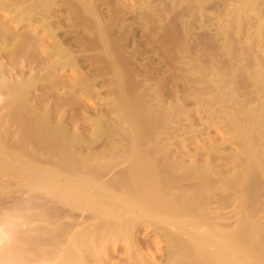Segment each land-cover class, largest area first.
<instances>
[{
  "label": "bare ground",
  "instance_id": "bare-ground-1",
  "mask_svg": "<svg viewBox=\"0 0 264 264\" xmlns=\"http://www.w3.org/2000/svg\"><path fill=\"white\" fill-rule=\"evenodd\" d=\"M120 1H122V3ZM123 1L124 0H0V58L8 59L10 63L9 65L10 67L8 66L9 68L6 69V71L8 70L7 72L8 77H7V74L6 75L4 74L6 71L3 72L4 68L2 64H0V95L3 96V104L0 103V106L2 104L6 108H8V111L13 110L12 113L7 112V114L8 115L10 114L9 117H11V120H13L12 122L15 121L14 126L17 125L18 129L20 130V131L19 130H16V131H19V134L21 132L24 136V139H21V142H20L21 147L23 146L22 143L25 144V141L28 142L29 139L36 140L37 142L36 141H32V142L33 143L35 142L37 145H39L40 141H42V144H43L44 139H46L45 141L47 142L44 141V143L54 148V150L55 149L58 150V152L57 150H55L56 152H54V153H57V156H58V153H60L61 156L63 155V157L66 155L67 157L69 156L70 158L75 156L74 158L77 159L79 162H76V164L73 163L72 164L73 166L71 164H69L71 165L69 166L67 165V163L63 164L62 166L61 165L62 163L60 164V162L58 163L60 164V166L57 164V166L60 168L56 166L58 170L60 169V171L65 170L66 173L64 175L67 174L69 178H71L70 176L71 174H73V177H72L73 179H71V182H68L69 183L68 187L69 188L71 187L70 189H68L70 193L65 191L67 188L62 187V190L60 191V188H59V190L55 194L59 196L57 199L63 198L62 201H64L65 198L66 199L68 198L67 200H69L68 202H70V204L69 203L68 204L69 205L72 204L73 207H76L77 209H79L78 212L80 213L79 215L81 219L83 220V223H89V222H92L93 220H97V222H94L96 223L95 225L93 223V226L91 224L84 225L83 223L81 226L80 225L76 226L78 222L76 224H74L73 222V224L75 225L74 227L72 225H63L62 227H58L56 224H54L57 226V228L56 226L53 225L55 229H50V230L51 232L54 231L55 234L54 232L50 234L49 233L50 230H48L46 231L44 236H41L39 238H35L36 236L33 237L35 234L32 235L28 232V229L22 228L23 229L22 233L25 232L24 231L25 229L27 230L26 235L22 237V233L19 234L17 232L16 230L17 227L16 228L13 227L14 225L16 226L15 223L14 225L13 223H11L13 225L12 226L9 223L10 221L8 222L9 224L6 222L9 218L10 219L13 218V216L15 218V212H14V215L12 214V212H10L9 213L10 217L7 220H5L6 218L5 219L3 218L5 222L3 221H0V222L1 223L3 222L5 224L3 225L7 227L6 229H8L9 231L8 235H10L11 238L12 236L13 237L16 236L17 238H19L20 236L21 237L19 238L20 241L19 240L18 242L15 241L19 245L14 244L12 246H7L5 250L0 247V264H44L50 261L53 262L54 260H56L54 262L55 264L56 263L57 264H74V263L75 264L76 263L77 264H107L108 262L107 260L109 259L108 256L110 255L107 252H105L106 246L108 244H113L114 246H116L122 243L125 245L127 249L131 250L130 248L131 246H133L132 245V241H133L132 235L134 231L136 232L140 230L141 228H144V226H147L151 228L152 231H155L156 233H158L159 237L163 241L165 245L164 246L165 247L164 259L166 262L165 264H237V261H235L237 260L236 257L239 256V253L241 252L244 253L243 251L244 245L242 246L241 244H244L243 241L245 240L247 241V239L248 238L250 239L251 237L250 235H247L248 233L246 234L247 237L244 235L243 232L245 228L243 229V231L239 229L240 231H242V233L240 232L241 234L238 233V234L229 236L227 238H222L219 236L220 233H218L219 224L218 222H216L217 217L214 216L216 220L211 221L212 218L209 219V216H206L207 212L205 213L204 210L206 208L208 209L209 207L208 205L210 204H211V207L213 203H215L216 205H219L218 203L221 200V198H219L218 196L220 193L219 192L220 190H218V187L224 186L220 184H225L226 186L224 187L225 188L229 187L230 190L233 189V192H236L234 190H237V189L239 190L243 189V186H245L246 184L247 186L244 187L245 192H244V189L243 191L242 190L240 191L242 192L241 194H243L244 192L243 194L244 197L242 195V198H241L243 200L241 199L240 200L245 202L244 203L245 205L243 208L247 210V212L245 213L247 214L246 219H248V218H251V215H253L254 217V213L257 210L256 206L258 205L256 204L258 203V201L256 202V200L261 198L260 196H258L259 194L261 195V193L259 192H264L263 188H261V187H264L262 186L264 185V161H263L264 159V120H261V115L262 113H264V101H260V95L262 97L264 96V87H261L263 81L262 83L260 81L262 80L264 76L263 75L264 70L260 69V61H255L254 64L252 63L254 67H256V69H254L253 67L254 71L252 72V74H250V76H248L249 74L248 75L243 74V71L245 70V66L248 64L247 61H245L246 59L244 60L243 58L245 57L243 56L244 49L240 48V50L236 53L235 51L236 49L235 47H233V44L230 43L227 45L225 44L221 45V44H218L219 42L217 43L218 38L216 37L218 36L216 35H219V34H215L214 32L213 33L215 36H212V35L208 36L205 34L207 33L203 31V29L205 30V26L204 28L201 26V22H202L201 18L203 17V14H205L206 12L205 11L203 13V10L205 8L208 9V7H211L213 8V10L217 11L216 8L218 7L216 6H219L221 4L218 5L216 3L217 2L216 0H215L216 2L212 0L206 3H204V0L203 1L199 0V2L197 0L198 8H196V10H200V11H194V9L188 8V6L186 7V9H181L179 6L181 4H182L181 7L185 5L184 4L185 2L183 3V1H187V0H157V3H159L160 6L161 4L165 5L164 8L166 7V5L169 6V8L166 7L167 12L165 11L164 13L171 12L173 16L170 15V13L167 14L171 16L170 17L171 19L177 16L179 18V19L176 18V20L178 19L177 20L178 24L174 22L175 19L173 20V22L177 24V25L175 24L176 27L178 26L176 29H174L175 31L177 30V32L175 33H177L176 35L180 36L178 37L179 40L176 46L178 51L176 50V48L175 49L173 48L175 52L176 51L178 53L180 52L179 54H181V56L183 55L182 58L184 59H188V58L191 59L190 58L191 55L192 56L196 54L198 55V53H200L203 56L204 52L206 51L205 48L209 47L211 48V51L208 48L207 50H209V52H212L213 58L215 57L214 59L219 60V62H217L219 64L217 66L214 65V67L216 68L214 67L212 68L213 66L212 65L211 69L209 70H206L203 67H202L203 69L201 70V68H199L200 67L199 64L201 62L196 61L197 58L194 56L193 58L194 59L196 58L194 63L191 64L193 60L188 59L187 64L185 60L183 62V64L185 63L184 65L187 67H184L183 64L182 65L184 68H189L187 69L189 70L188 71L189 74L190 73L195 74L194 80L196 78L198 79L199 76H200L199 80L204 82V84L211 82L213 80L214 86L210 84L212 87L210 86L207 87L208 84L204 86V84H202L201 82H199L198 84H202L203 88L204 87L209 88L206 94V96L208 97V98L206 97L208 99L207 102L209 104L211 105L216 104L215 103L216 100H222L223 104L225 103L227 104L224 107L220 106L219 112L216 110L217 113L216 112L214 113V111H211L213 112L211 113V115L214 117L216 121L221 119L219 120L221 123V126H219V128L224 127L225 128L224 130H226V132L229 135L230 142H233V144L236 145L235 147L239 148L238 150L239 154L237 156L238 159L235 158L237 160V162L234 164L235 171L230 178L227 177L228 179L223 178V176L219 175L221 172L220 173L217 172L218 170L215 169L216 163L215 164L213 163V160L215 161V159L217 158L219 159L223 155L222 153H220L222 150H218V147L215 149L212 147L214 149L213 153L211 152L206 153L208 154L207 158L210 161L209 163L206 162V164H203V165L202 164L197 165L198 163H196L195 161H193L195 163L190 162L191 164H187V165H183L184 163L182 164V162L180 163V162L172 161L170 157L173 155V152H172V146L174 144V143L172 144L173 138H171L172 136H170L169 133L166 132V130L164 129H163L164 130L163 132L158 131V130H161L162 128L161 127L160 129H158V126L160 127L162 125L161 123H163V127L165 129H167L168 126L169 127L171 126L169 125L171 123L168 120H165L167 117L171 116L170 110L168 111V109L166 108L169 113L166 112L167 116L164 115V118L165 117L166 118L163 121L165 122H163L162 120H159L161 121L160 123L161 125H160L158 118H157V117L160 118L161 116V115L158 116L160 113H158L157 115V109H159L158 108L159 104L157 103L159 101H157L155 96H153L154 92H151L152 88L149 87L148 89H150V91L148 92L146 91L145 94L143 93L140 94L141 96L146 95L145 97L147 99V97H149L148 94L151 93L150 95L152 99H150L149 97L150 100H148V102L144 101L145 98L143 100L141 99L143 97L140 98L138 95H136L137 98L140 99L139 102L141 104L140 103L138 104L134 100L132 96L133 89L132 90L130 89L131 94H132L131 96H129L128 94L127 96L125 94L127 92H123L124 93L123 94L122 90H124L123 87L125 85H123L121 88L120 84L122 83L121 81H123L126 77L124 78L121 76H126L128 74L126 75L121 74L122 71L119 69L120 64L118 63V60L116 61V63H114L115 61L114 59H117L118 55L115 54V56H117L116 58H113L114 55L112 56L110 55V52L114 51L113 48H109L112 43H113L112 45L114 44L118 45V49L123 45V47L121 48L124 49V52H121V54L126 53L125 56L127 57L126 58L127 61L126 60L125 61L126 63L128 62L130 65L132 63L133 67L132 65L130 67L129 64H126L123 57L122 59L124 63L128 67H130V72L132 69L134 70L131 73L133 75L135 72V69L138 66L140 67V65H138L139 63L138 62L136 63V61H137V57H141V54H139L138 49L142 47L140 48L136 47L135 44L137 45V43H135L133 47L135 46L137 49L135 47L132 49V47L131 48L129 47L132 44L128 42L127 44L130 43V45L127 46L126 41L129 36H132V34H135L136 32H138L137 30H139L138 29L139 23H137L138 20H135L133 23L131 22V24L127 22L126 23L127 26H126V24L124 25L125 19L129 15H131L132 17V14L134 13L135 17L137 16L140 20L142 19V21L143 20L148 21V23L154 22L153 24H155V20L151 21L152 18H154L155 16L154 17L151 16L152 18H149L150 16L146 17L143 15L144 13L142 14L141 11H140L141 13L139 12L140 13V16H139L137 13L138 11L136 10V6L134 8L131 7V10L128 9L129 6L127 7L128 10L123 9L122 7L123 5L122 6L119 5V4H123L124 3ZM154 1L156 2V0ZM167 3H170V5H168ZM194 3L196 4V1H194L191 4L193 5ZM191 4L190 6L192 7ZM193 7H196V5ZM179 8L181 9L180 11H178ZM188 9L190 10V15H189L190 17H188V14H187L189 12ZM191 11H194L192 12V15H191ZM197 12H199V14ZM193 13L194 14L197 13L196 16L199 19V20L197 19L198 22L201 20L200 23L196 25V26L199 25L198 26L199 28L195 26L199 30L196 32L194 30L195 27L193 28L195 21L193 23L191 22L194 19L193 17L195 16V15L193 16ZM263 13H264V0H240V4L237 7H234L231 10V12H229L228 17L227 15L226 17L232 18V20L234 19V21L237 22L236 25H238V28H239V25L241 27V25L243 24L242 21L240 22V20H242L241 18L244 17L243 19H245L246 21H243V22H246L247 25L245 26L247 30L250 29L249 32L252 33L251 35H249L250 33L247 32L246 34L248 35L246 34L245 35L247 36V38L248 36L252 38L253 37L252 35H254L253 39L256 38L255 40H257V39L264 37V32H263L264 19L261 18ZM209 15L208 16L205 15L206 18L208 17L209 19L210 18ZM181 16L183 18L184 16H187V18H191V20H186L185 22V20H183ZM137 17L136 19H138ZM128 20L130 21V19ZM144 23H147V22H144ZM174 23H173V26H175ZM12 26L15 29H16V26L25 27V29H27L28 31L23 29L22 31L25 30L26 33L22 32L20 34L19 30L18 32L17 30L14 31ZM157 26L159 25L157 24ZM200 26L203 29L200 28ZM210 26H213V25H210ZM154 29L156 30L155 27ZM206 31H208V33H211L210 30L206 29ZM215 31H218V30H215ZM228 31L229 30H227L225 33H227ZM39 32L41 33L43 32L44 35L43 34L39 35ZM193 32H195L196 34ZM221 35H219V37ZM90 39H92V41H90ZM249 39H247V41H250ZM232 42L234 43V41ZM260 51H263V50H260ZM238 55H240V57ZM109 56H111L110 58H112L114 61L110 59ZM91 57L93 60L91 59ZM34 58L35 59L38 58V60L40 61L46 60L43 62L45 64L48 63L49 59L52 58V61L46 64V66H44L45 64L43 65L42 63H40L41 67H39L40 70L43 69L42 66L45 67L44 70L49 74V77L47 78L48 80L52 81L51 87L53 88L49 87L50 85H48V87L49 89L51 88L53 90L52 92H49L50 95H48L49 93H47V95L50 97L54 96L52 101H54L55 99L56 101H58V100H61L58 98H63L58 95L60 93L57 92L56 94V91H58L57 89L62 87L64 84L67 85V82L64 83L65 81L64 82L60 81L62 80L60 77H63V76H59V73H61V71H64V70L66 71L67 69L72 70V73L74 71L78 72L79 68H80L79 70L82 71L83 69L81 70V68H83L84 66H89L87 65L88 63L91 64V66L92 65L96 66L97 64L100 65L99 62H103L102 60H104L105 62L103 63H105V65L107 66L106 68L108 69L107 70L108 74L107 72H105L106 68L104 69L105 76L106 75L108 76L109 74H111L114 77L109 75L108 78L112 77L114 80L117 81L118 85L117 84L115 86L113 84L112 85L115 88L116 86L117 87L119 86L118 88L120 90H118L117 88V91L120 93H118L115 89L114 91H116L117 95L115 94L114 91L112 92H114L113 95L115 94L117 97L114 95L116 98L113 100L112 97L114 96H112L111 99L113 101H111L109 97L111 108H113V111H114L112 113H115V115H113L114 120L111 119L109 121L103 117H97L95 119L96 130L93 134L94 143H92L93 145L97 146L98 144L104 142L103 138H106L107 136L112 135L113 138L111 139V141L108 140V142H111V143L109 144L106 142V144L111 145V149L109 150L107 149L106 151H103V152L99 151V153L96 154L95 156L93 157L91 156L90 157L91 159L90 158L89 159L90 160L93 159V161L95 160L94 165L92 164V167L91 165L89 166L90 168H88V166L86 167V165L83 164L84 161H81V160L82 159L84 160L87 157L82 158V159L77 158L78 155H75L76 150L73 152V149L75 147L70 149L71 145L69 143L70 145L69 146L67 143L68 141H73L71 142V144L74 143L72 145H75L76 143L75 146H77L78 144H81L80 143L81 140L79 139V137L77 138V136L76 137L72 136V140H69L71 138H68L69 136L68 134V136L67 137L65 136L66 138H64V140L66 139L67 141L65 140L66 141L65 144H63V137H64L63 129L64 128L62 127L63 124H61L62 121L61 122L59 121L54 125L49 124L51 122H50V117H49L50 115H48V113L39 112V113L34 114L33 110H35V107H34L35 105H33L34 108H32V106L28 104L31 91L35 89V87L37 86L41 78H39L40 77L39 75H38L39 77L36 76L38 73L37 74L31 73L29 77L23 78L22 73L24 70L30 68V65H28V63H32L33 62L32 60H35ZM198 58H201V57H198ZM108 59L110 61H108ZM38 60H35V61L37 62ZM94 60L98 61V63L96 62L97 64H94L95 63ZM181 60L183 61V59ZM91 61L92 62L94 61V63H90ZM197 62L198 63L200 62V63L198 64ZM103 63L101 64L104 66ZM116 64H119V66ZM103 66H100V67H103ZM144 67H145V64H144ZM238 67L240 69L242 68V70H240ZM97 68L99 69V67ZM120 68L122 69V67ZM224 68H225L224 72L226 73L229 72L226 75L221 74V69L224 70ZM237 68L240 71H238ZM89 69L90 68H88L87 71ZM144 69L142 70L145 73L146 70L144 71ZM250 69L252 70V68ZM18 70L20 71L19 74H17ZM137 70L138 69H136V73L138 72ZM94 71L95 73L99 74L97 70H94ZM79 72L77 74H79ZM136 73L134 74L136 76L140 74L139 72L137 74ZM148 73L146 72V74ZM238 73L239 75H241L240 73H242L241 75L242 84L237 83L235 87V85L233 86L232 83H236ZM63 74L65 75V73ZM207 74L210 75L208 76V78H206L205 76ZM84 75L86 74L84 73L82 76ZM97 76L92 79H91L92 76L88 77V79L85 81L82 80V81L74 82L75 88L73 89L75 90L85 89L84 92H86V90L96 86L95 81H96ZM100 76L101 75H99L98 77ZM193 76L194 75H192V77ZM142 77H140V79ZM59 78L60 80H58ZM101 78L102 77H100V79ZM106 78L107 77H105V79ZM64 79L65 78H63V80ZM76 80H78V77ZM141 81L139 80L138 82L137 81L136 82L139 83ZM106 82L107 81H105V83ZM124 82L125 81H123V83ZM254 82L257 85H254ZM141 84L143 86H146L147 88L148 84L144 85V81H142ZM74 85L72 86L74 87ZM104 85L106 86V84ZM131 85L134 86L133 84ZM72 86L70 87L72 88ZM132 86H130L129 88L138 87L137 85L135 87H132ZM143 86H142V89H145V87ZM149 86H152V85H149ZM255 86H257V88L258 87L260 88L256 89ZM105 88L106 87H104L103 89ZM240 88L241 89L243 88V90L245 91H249V93L250 92L254 93L253 95H255L254 96L255 97L254 99L255 107L257 106V103H261V105L260 104L258 105L261 107L258 114L257 112H255L256 111L255 109H254L255 111L251 110V111L246 112L249 104L253 100L252 98H248L242 95L243 93L245 94V91L241 92L242 97H240V92H239L241 90ZM134 90L138 91L136 89ZM89 91L91 90H88L87 93ZM51 93H54V95L53 94L51 95ZM66 93L67 94L65 95H68V92ZM87 93L85 96H87ZM138 94H139V91H138ZM195 94L193 95L195 96ZM60 95H62V93ZM89 95H92V94L88 93V97ZM136 96H135V99H136ZM200 96L204 97L205 95H200ZM156 97H158V95ZM66 98L68 100V97ZM196 98L197 97L195 96L193 99L196 100ZM130 99L134 100L137 103V105H135L136 104L135 102L134 103L133 101L131 102ZM62 102H63V99H62ZM107 106H109V104ZM234 106H236L237 108H234ZM60 107L61 105L59 106V108ZM226 107L229 109H231L232 107V111L228 110ZM0 108L1 109L3 108V110H5L3 106ZM11 108L12 110H9ZM250 108L251 106L249 107V109ZM233 109L235 110L237 109V110L235 111ZM31 112L34 115L31 114ZM252 112H255L256 114ZM161 113H163V111ZM7 114H5L6 118L9 119V117H7L8 116ZM11 115L13 116V118ZM172 116H174V114ZM262 116L264 118V115ZM233 120H238L236 122L241 123V126L233 124L232 123ZM1 121L3 123L4 120L1 119ZM15 123L17 124L15 125ZM117 123H120V124L123 123L122 126L125 125V127L124 126L120 127L119 124ZM9 137H11L10 134H9ZM178 139L180 141L177 139L176 140L179 141L180 144L185 143L184 142L185 137L180 136V138ZM256 139H258V142ZM23 140L24 142H22ZM259 140L261 141L259 142ZM0 142H3V141H0ZM66 145L69 146L68 150L64 148V146ZM43 146H46V145L44 144ZM255 146L256 147L259 146L260 148L256 150ZM8 147L9 146H7L5 149L7 150ZM21 147H19V149H21ZM100 147L102 148V146ZM17 148L16 150H14L15 148L13 149L14 153L15 151L17 152L20 151L21 153L20 152L19 153L22 154V151L24 150L21 149L22 150L21 151V150H18ZM40 148H42V145L40 146ZM184 149L186 150V147ZM73 153H74V156H73ZM181 153L182 152L177 151L175 152L174 156L181 155L182 158L184 155L187 156L186 151L183 152L184 154L183 153L181 154ZM15 154L17 155V153ZM20 154L18 155L19 157L21 156ZM22 157L24 156L22 155ZM18 159L19 158H17V160ZM41 162L43 161L41 160ZM21 164L23 165L25 163H21ZM65 165L67 167H65ZM24 167L26 168L25 165ZM56 169H53V170L55 171ZM23 171L22 172L26 175L25 169ZM67 171L71 173H67ZM109 172L112 174V175L110 174L111 177L108 176ZM61 173H63V171ZM54 174L56 175L58 173H54ZM42 175L44 176V174H41V178H42ZM46 176L48 175H45V177L43 178L44 180ZM242 183H244L243 186H242ZM229 188H226V189L229 190ZM260 189L262 191H260ZM228 190L226 192H228ZM63 191H65L66 193ZM46 193H49V192L46 191ZM55 194L53 195L56 198L57 196ZM69 196L70 197L72 196L71 197L72 200L69 199L70 198ZM245 200H249V201L246 202ZM247 203H249L250 205L249 204L247 205ZM72 206H66L68 210L66 207H65L66 208L65 210L63 209V207L54 208L50 213H46L45 216L47 220L49 221L51 220L53 221L57 218L59 219L62 216H64L63 218L65 217L68 218L67 216L70 217V215L73 213L71 211V209H73ZM215 208H218V206H216ZM10 211L12 210L10 209ZM40 211L43 212L42 209ZM20 213L21 212H19L17 215H20ZM22 215H24V213H21V216ZM73 215L75 216V214H72V218L74 217ZM150 218L151 220H149ZM181 219L183 221H181ZM155 220H158L159 223L161 221V227H160V224H157L155 222ZM243 220L244 218L242 219V221ZM244 221H243V224L245 225L246 223H248L249 220H246L247 221L246 223ZM63 223H61V225ZM162 224H165V226L163 227ZM49 228L47 227V229ZM241 229H242V226H241ZM35 245L36 246L42 245L44 246V248L45 246H48L49 249L46 251L40 252V253H36V254L33 252L32 254H28L27 253L28 251L26 250L27 249L29 250V248H33ZM223 245H229L232 248L231 249L232 251H230L232 252L231 254L227 252L230 248L228 250L225 249L227 248L226 246L224 248L226 250V253H228L227 255H230V256H227V257H225V255L223 256L222 254H224V252H222L221 254L220 249L222 248ZM2 246L4 245L2 244ZM208 247L209 248L214 247V248H211V251L212 249H214V252L211 253V251L209 250L210 251L209 253V251L207 250ZM252 256H255V254L254 255L252 254ZM257 257L259 256L257 255ZM244 261L245 260H243L242 264L249 263L248 261H247L248 263L246 261L245 263ZM135 264H150V263L145 261L142 257L138 256Z\"/></svg>",
  "mask_w": 264,
  "mask_h": 264
},
{
  "label": "rangeland",
  "instance_id": "rangeland-1",
  "mask_svg": "<svg viewBox=\"0 0 264 264\" xmlns=\"http://www.w3.org/2000/svg\"><path fill=\"white\" fill-rule=\"evenodd\" d=\"M190 1H188V0L187 1H183V3L185 2L184 3L185 5H183L181 7V5H182L181 4L179 7L181 9H186V7L188 6V8L194 9V11H200V10H196V8H198V4L197 3L199 2V0H198V2H197V0H192L191 2ZM194 1H196V4L194 3L196 5V7H193L195 5L194 4L193 5L191 4ZM210 1H212V0H204V3L210 2ZM216 1L215 2L218 5L221 4L219 6H216V7H218V8H216L217 11L213 10V8H211V7H208V9L205 8L203 10V13L205 11L206 12H205V14H203V17L201 18L202 19L201 26L203 28L205 26V30L201 26H200V28H202L203 31H205L207 33H208V31H206V29L207 30H210L212 34L211 33H208L207 34V33L204 32L208 36L209 35L215 36L214 33L221 35V33H222V35L220 37H219V35H216V36H218V37H216V38H218L217 39V43L219 42L218 44H221V45H224V44L227 45V44H230V43L233 44V47H235V49H236L235 50L236 53L240 50V48L241 49H244V52H243L244 55L243 56H245V57H243V58H244V60L246 59L245 61H247V63L249 65L247 64L245 66V70L243 71V74H246V75L249 74L248 76H250V74H252V72L254 71V69H256V67H254V65H253L255 61H260V69L264 70L263 69L264 68V37L255 40L256 38L253 39L254 38V35H252L253 36L252 38L250 36H248V38H247L246 35H248V34H246V33L247 32L250 33L249 32L250 29L247 30V28L245 26L247 24H246V22H243V21H246L245 19H243L244 17L241 18L242 20H240V22L242 21L243 24L241 23L242 25H241V27L239 25V28H238V25H236L237 22L234 21V19L232 20V18H227L229 12H231V10L234 7H237L240 4V0H216ZM120 2L122 3V1H120ZM123 2H124L123 4H119L120 6L123 5L122 6L123 9H127V7L129 6L128 9L131 10V7L134 8L136 6V10L138 11L137 13H138L139 16H140V13L141 12H142V14L144 13L143 15L146 16V17H149L150 16L149 18H152V17L155 16L151 20V21L155 20V24H153L154 22H149L148 23V21H144L143 20L144 22H147V23H144L142 21V19L140 20L137 16L136 17L138 19H136L134 13L133 14L131 13L132 14V17H131V15H129L125 19V22L123 21L124 22V25L127 22L129 24H131V22L133 23L135 20H138L137 23H139L138 24L139 25V28H138L139 30H137L138 32L135 33L136 35L135 34H132V36H129L128 39H127V41H126V44L128 42H130L132 44L131 46H129L130 43L127 44V46H129L130 48L132 47V49L135 46L138 47V48L142 47V48L138 49L139 50V54H141V57H137V61H136V63L138 62L139 63L138 65H140V67L138 66L139 68L138 67L136 68V69H138L137 71L140 73L137 76L134 75L136 73V69H135V72H134L133 75L131 73L134 70L132 69L131 72H130V67H131L132 63H131V65L128 62L126 63V61H127V59H126L127 57L125 56L126 53H122L121 54V52H124V49L121 48V47H123V45L122 46L120 45L121 47L118 49V45H115V44L112 45L113 44L112 43L111 44L112 47L111 46L109 47V48H113L114 49L113 52H110L109 51L111 56L114 55L113 58H116L117 57V56H115V54L118 55L117 59H114L115 61L112 58H110L111 56H109V58L112 59L114 61V63H116V61L118 60V63L120 64V66H119V64H116V65H118L119 66V69L122 71L121 74H123V75L128 74L126 76H121L120 75L121 77H124V78L126 77L124 80L121 79V80L125 81L124 83H123V81H121L122 83L120 84L121 88H122L123 85H125L123 87L124 90H122V93L123 92H127L125 94L126 95L128 94L129 96H131L133 94L132 96H133L134 100L139 104L140 103L139 102L140 99H138L136 95H138L140 98L143 97V98H141L143 100L145 98V100H144L145 102H148V100L152 99L151 98V95H150L151 93H149V94L147 93L148 96L150 97V99H149V97H147V99H146V97H145L146 95H143V96L140 95L142 93L145 94L146 91L147 92L150 91V89H148L150 87V88H152L151 89V92H154L153 96H155V98L157 99V101H159L157 103V104H159V107H158L159 109H157V115H158V113H160L158 116L161 115L162 118H161V116H160V118L157 117L158 118V121L159 120H162L163 121L166 118V117L164 118V115H166L167 114L166 112H168L170 110L171 116L167 117L168 119L166 118L165 120H168L171 123V124H169L171 126L170 127L168 126L167 129H165L163 127V123H161V121H159V124L161 123L162 125L160 124L161 126L160 127L158 126V129H160L161 127L162 128H161V130H158V129L157 130L160 131V132H163L164 130H166V132H168L169 135L172 136L171 138H173V140H172V144L174 143L173 146H172L173 155L170 157V159L172 161L180 162V163L182 162V164L184 163L183 165H187V164H191V163H195V162L198 163L197 165H201V164L203 165V164H206V162L209 163V161H210L207 158V155L208 154H206V153L207 152L213 153V150L218 147V150H222L223 151V152L222 151L221 152L219 151L220 153L223 154V155L221 154L223 157L221 156L219 159L218 158L215 159V161L213 160V163L214 164L216 163L215 169L218 170L217 172H219V173L221 172L219 175L220 176H223V178H226V179L230 178L232 176V174L234 173V171H235L234 164L237 162L236 159H238L237 156L239 154V151H238L239 148L235 147L236 145L233 144V142H230L229 135L226 132V130H224L225 128L224 127L223 128H221V127L219 128V126H221V123H220L219 120H221V119H219V120L216 121L214 119V117L211 115V113H213L211 111H214V113H215L216 110H217L219 112L220 106L221 107H224L227 104L226 103L223 104L222 100H216V102H215L216 104H212V105L209 104L207 102L208 101V99H207L208 97L206 96L207 90L209 89L207 87L214 86L213 80L211 81L212 83L211 82H208V83H205L204 84V82H202L201 80H199V77H200L199 76L198 79L196 78L197 81L199 80L197 82L196 79L194 80L195 74H193V73H190L189 74V72H188L189 70H187L189 68H184V67H187V66H185L184 65L185 63L183 64V62L185 60L186 61V64H187V61H188L189 58L188 59H184V58H182L183 55L181 56V54H179L180 52L179 53L177 52L178 50H177V47L176 46H177V43H178V40H179L178 37H180V36L179 35H176L177 33H175V32H177V30L175 31L174 29H176L178 27V26L176 27V25L178 24L177 20L179 19L178 16L175 17V18L172 17L173 19H171L170 18L171 16L167 15L169 13H170V15H172L171 12L164 13L167 10L166 7L169 8V6L166 5V7H165L166 9H165L164 8L165 5H162L161 4V6H160V4L157 3V0H156V2L154 0H152V1L151 0H137V1H135V0H124ZM151 2H153L154 4L151 3ZM158 4H159V6H158ZM167 4L170 5V3H167ZM186 4H188V5H186ZM190 4L192 5V7L190 6ZM180 8H179L178 11L181 10ZM188 11H189L187 13L188 14V17H190L189 16L190 15V10L188 9ZM194 11H191V15H192V12H194ZM147 12H148V14H147ZM197 13L199 14V12H197ZM197 13L196 14L193 13V16L194 15L195 16L193 17L194 19L191 22L192 23L194 21L196 22V23L194 22L193 28L197 24H199L200 21H201L200 20L198 22L199 19L196 16ZM145 14H147V15H145ZM205 15H207V16L209 15L210 18L209 19H208V17L206 18ZM226 15H227V17H226ZM262 16H261V18L264 19V13L262 14ZM195 17H196V19H195ZM176 18H178V19L176 20ZM128 19H130V21ZM182 19L185 20V22H186V20H191V18H187V16H184V18L182 17ZM206 19H208L209 21L206 20ZM223 19H224V21H223ZM156 20H157V22H156ZM173 20L177 24L174 23ZM150 23H152V24H150ZM156 23L160 27L157 26ZM173 23H174V25L175 24L176 25L173 26ZM225 24H227V25H225ZM152 25H154V26H152ZM169 25L172 26V27H170ZM210 25H213V26H210ZM126 26H127V24H126ZM198 26H196V27H198ZM154 27L156 28V30L154 29ZM196 27L194 29L195 32L196 31H199L198 30L199 27L198 28H196ZM224 27H226V28H224ZM228 27H230V28H228ZM12 28L14 29V31L17 30V32L19 30L20 34L22 32L23 33H26V31H28L27 29H25V27H20V26H18V27L16 26V29L13 26H12ZM23 29H25L26 31L25 30H24L25 32L22 31ZM244 29H246L247 31L244 30ZM215 30H218L219 32L218 31H215ZM227 30H229V31L227 33H225ZM195 32H193V33H195ZM263 32H264V29H263ZM42 34H43V32L42 33L39 32V35H42ZM251 34L252 33H250L249 35H251ZM245 36H246V38H245ZM249 37H250V39H249ZM235 39H237L238 41L235 40ZM247 39H249L252 42L247 41ZM251 39H253V40H251ZM90 41H92V39H90ZM232 41H234V43ZM151 42H153V43H151ZM135 43H137V45ZM148 43H150V44H148ZM134 44H135V46L133 47ZM113 46H115L117 48H115ZM147 48H149V49H147ZM150 48H151V50H150ZM173 48L174 49L176 48L177 51L175 52V50ZM207 48L210 49V51H211V48L206 47L205 48L206 51L204 52V54L202 53L203 56L205 55L204 57L200 53H198V55L197 54L196 55H193L194 57L197 58V59L195 58L196 61H200L202 63L201 64L199 62L200 63L199 64L197 62L199 64V66H200L199 68H201V70L203 68L206 69V70H209V69H211V66L212 65H213L212 66V68H213L214 65L217 66L219 64V63H217V62H219V60L214 59L215 57L213 58L212 52H209V50H207ZM121 49H123V50H121ZM119 50H120V52H119ZM159 50H160V52H159ZM245 50H246V52H245ZM260 50H263V51H260ZM111 53H113V54H111ZM193 56L191 55V57H190L191 59H189V60H193L192 62L189 61V62H191V64L195 62V59L193 58ZM238 56L240 57V55H238ZM122 57H123L124 61L126 60L125 63L126 64H129L130 67H128L124 63ZM198 57H201V58H198ZM180 58L183 59V61ZM4 59L5 58H0V64H2V66L4 68L3 69V72L6 71V69H8L10 67L9 66L10 63H9L8 59H5V60ZM91 59H92V57H91ZM35 60H38V58L35 59ZM35 60H32L34 63L33 62L32 63H28V65H30V68L24 70L23 73H22L23 78L29 77L31 75V73L32 74L33 73H36V74L38 73L36 76L37 77L40 76L39 78H41V80L39 81V83L37 84V86L35 87V89L31 91V95L29 97L28 104H30L32 106V108L35 107V110L36 111L33 110V113L34 114L39 113V112L40 113H48V115H50L49 117H50V122H51L49 124L54 125L57 122H59V121L61 122L62 121L61 124H63L62 127L64 128L63 129L64 130L63 144H65V142L67 141L66 139H65L66 140L65 141L64 138H66L68 136V134L70 136V137L68 136V138H71L69 140H72V136H74V137L77 136V138L79 137V139L81 140L80 143L82 145L81 144H78L79 146L78 145L75 146L76 143H75V145H72V144H74V143L71 144V142H73V141H68L67 143H68V145L70 143V145L72 146L71 147L69 145L70 146V149H72V148L75 147L73 149V152L76 150L75 151V153H76L75 155H78L77 158H81L82 159V158L87 157L84 160L83 159L82 160L79 159L81 161H84L83 164H85L86 167L88 166V168H90L89 167L90 165L92 167V164L94 165V161L95 160L94 161H93V159L90 160L91 159L90 158L91 156L92 157L95 156L96 154L99 153V151L100 152H103V151H106L107 149L108 150L111 149V145H109L111 142H108V140L111 141V139L113 138L112 135H109L106 138H103V141L104 142L100 143L102 145L98 144L99 145V146L97 145L98 147L95 146V145H93L92 143H94L93 142L94 141L93 140V134H94V132L96 130L95 119L97 117H103L106 120H109L110 121L111 119L114 118L113 115H115V113H112L114 111H113V108H111V103H110L109 100L111 99L112 96H114L116 94L117 88L119 87V86L118 87L116 86V88L114 87L116 84L118 85L117 81L112 78L114 76H112L111 74H109V75L112 76V77L110 76L111 78H108L109 75L108 76L107 75L105 76L104 69L107 66L105 65V63H103V62H105L104 60H102L103 62H99L100 65H98L97 64L98 61H95V60H94L95 63H94V61L93 62L92 61L90 62V63L97 64L96 66L99 67V69L95 65L94 66L93 65L91 66V64L88 63L87 65H89V66H84L85 65L84 64L83 65L84 67L82 66L83 68H81V70L83 69L82 71L79 70L80 68L78 69V72L80 71L82 74L80 72H79V74H77L78 72H76V71H74L72 73V70H69V69H67L66 71L65 70L64 71L59 70V71H61V73H59V76H63V77H60L62 80H60V78L58 80L63 81V82L65 81L64 83L67 82V85L64 84L63 85L64 87L62 86L63 88L60 87V88L57 89L58 91H56V94H57V92L60 93V94L62 93V95H60V94H58V95L60 97H63V98H58V99H61V100H58L59 102L56 101V99L54 101H52L54 96L53 97L51 96L52 98L50 96H48V95H50L49 92H52V90H53V89H51V88H53V87H51V82L52 81L51 80H48L47 77H49V74L44 70L45 67L42 66V68H43V69L41 68L42 70H40V68H39V67H41L40 66L41 65L40 63H42L44 65L45 63H43V62L46 61V60H44V61L43 60H41V61L38 60L37 62ZM51 61H52V58L49 59L48 63L51 62ZM108 61H110V60L108 59ZM149 61H151V62H149ZM48 63H46V64H48ZM101 63H103L105 67ZM143 63L145 64V67H144V64ZM149 63H151V64H149ZM46 64L44 66H46ZM182 64L184 65V67H183ZM100 66H103V67H100ZM142 66H143V68H142ZM120 67H122V69ZM132 67H133V65H132ZM249 67L252 68V70ZM253 67H254V69H253ZM88 68H90V69L87 71ZM214 68H216V67H214ZM238 68H237L238 71L242 70V68L241 69L239 68L240 70ZM142 69H144V71L146 70L145 73L143 72ZM180 69H182V70H180ZM39 70H40V72H39ZM43 70H44V72H43ZM94 70H97L99 72V74L95 73ZM107 70L108 69L106 68L105 69V72H107ZM102 71H103V73H102ZM224 71H225V68H224V70L221 69V74H223V75L225 74L226 75L227 73H229V72L226 73ZM7 72H8V70L4 74L5 75L7 74V77H8V73ZM146 72L147 73L149 72L150 75H149V73L146 74ZM19 73H20V71L18 70V73L17 74H19ZM63 73H65V75ZM84 73L86 75L82 76ZM73 74H75V75H73ZM96 74L98 76L101 75L100 77H102V78L100 79V77H98ZM107 74H108V72H107ZM240 74L242 75V73H240ZM192 75H194V76L192 77ZM241 75H239V73H238V77H237L238 82L236 80V83H232L233 86L235 85V87H236L237 83L238 84H240V83L242 84ZM263 75H264V73H263ZM85 76H87V77H85ZM96 76H97L96 81H95L96 82L95 83L96 86L93 85L95 88L93 87V88L88 89V90H91L88 93L89 94H92L93 96L92 95H89V97H88V93H87L88 90H86V92H84L85 89L84 90L82 89L83 91L80 90V89H76V90L73 89V88H75L74 82L82 81V80L85 81V80L88 79V77H91V79H92V78H95ZM142 76L144 78L147 77L148 79L147 78L144 79ZM205 76H206V78H208V76H210V75L207 74ZM77 77H78V80H76ZM105 77H107V78L105 79ZM140 77H142V78L140 79ZM63 78H65L66 80L65 79L63 80ZM136 78H138V79H136ZM126 79H127V81H126ZM149 79H151V80H149ZM45 80H46V82H45ZM134 80H135V82L136 81L138 82L139 80L140 81L141 80L144 81V85L148 84L147 85V88H146V86H143L141 84L142 81L139 82V83H137V82L135 83ZM240 80H241V82H240ZM105 81H107V82L105 83ZM260 81H261V83L263 81L261 87H264V76H263L262 80H260ZM199 82H201L202 84H204V86L207 85V84L208 85H207V87H204L203 88L202 84H198ZM104 84H106V86ZM108 84L111 85V86H109ZM131 84H133L134 86H132ZM210 84H212V86ZM48 85H50L49 87H51L50 88L51 90L49 89ZM52 85H53V83H52ZM72 85H74V87ZM98 85L101 86V87H99ZM136 85L140 89L138 87H135ZM149 85H152V86H149ZM254 85H257V84H255V82H254ZM70 86H72V88ZM103 86L106 87V88L103 89L104 88ZM130 86L135 87V88H129ZM142 86L145 87V89H142ZM108 87H109V89H108ZM255 87H256V89L260 88V87L257 88V86H255ZM61 88H62V90H61ZM115 89H116V91H114ZM130 89L131 90L132 89L133 90L134 89L138 90L139 91V94H138V91H135V90H134V92L132 90V94H131V90ZM109 90H111V91H109ZM118 90H120V89L118 88ZM127 90H129V91H127ZM242 90H243V88L239 91L240 92V97H242L241 96V94H242L241 92H244L245 91V90H243V91ZM112 91L115 92L114 95H113L114 92H112ZM66 92H68V95L69 96L68 95H65V94H67ZM203 92H205V93H203ZM47 93H49V94L47 95ZM86 93H87V96H85ZM118 93H120V92H118ZM251 93L252 92L249 93V91H245V94L244 93L242 94V95H244V96H246L248 98H252V100H253L249 104L248 108L245 106L247 108V110L246 109H244V110H246V112L247 111H251V110L252 111H255L256 110L255 112H257V114H258L259 110L261 109V107L258 106V105L259 104L261 105V103H257V106L255 107V101H254V99H255L254 96L255 95H253L254 93H252V94ZM37 94H38V96H37ZM52 94L54 95V93H51V95ZM193 94H195V96L197 97L196 100L193 99L195 97ZM157 95H158V97H156ZM200 95H205V96L204 97L203 96L201 97ZM32 96H34V97H32ZM65 96L68 97V100H67V98ZM115 96L112 97L113 100L117 97V96L116 97ZM135 96H136V99H135ZM109 97H110V99H109ZM62 99H63V102H62ZM112 99H111V101H113ZM70 100H71V102H70ZM130 100H131V102L133 101V103L135 102L132 99H130ZM196 101H198V102H196ZM260 101H264V96L262 97L260 95ZM0 103L3 104V96H1V95H0ZM137 103L135 105H137ZM2 104H1L0 107L3 106L5 110H3V108L2 109L0 108V115H1L0 116L1 117L0 118V123H2L1 119L4 120L3 123L0 124V137L2 138V139L0 138V141H3V142H0V168H1L0 169V202H1L0 203V209H1L0 210V221L5 222V220H7L10 217L9 216V213L12 212V214L14 215V212H15V218L13 216V218H11L12 220L9 218L10 220L8 219L6 222L8 223L10 221L9 222L10 225H12L11 223H13V225L15 223L16 226L15 225L14 226L12 225V226L14 228L17 227L16 230H17V232L19 234L22 233V230L24 228L28 229V232L30 234H32V235L35 234L33 236V237L36 236L35 238H39L41 236H44L45 233H46V231H48L50 229H55L54 226H56V225L58 227H62L63 225H72L74 227L75 226L74 224H76L78 222L76 224V226L77 225L78 226L79 225L81 226L82 223H83V220L81 219V217L79 215L80 214L78 212L79 209H77L76 207H73L72 204L69 205L70 202H68L69 201V200H67L68 198L67 199L65 198L66 201H67V203H66L65 199H64V201H62L63 198L62 199L59 198L60 199V201H59V199H57L59 196L55 194V193H57V191L59 190V188H60V191L62 190V187L67 188L66 190L64 189L66 192H69L68 189L71 188V187L70 188L68 187V185H69L68 182H71V179H73L72 178L73 177V174H71V176H70L71 178H69V176L67 174L64 175L66 173L65 170H62L63 173H61L62 171H60V169L58 170V168H60V167H58L57 164L59 162H60V164L62 163L61 164L62 166H63V164H66V163H67V165H69V164L72 165L73 163L76 164V162H79V161L74 158L75 157L74 156V153H73V156L74 157H72V158H70L69 156H68L69 157L68 158L67 155L63 157V155L61 156V154L58 153V156L60 155L59 156L60 158H59L57 156V153H54V152H56L55 150H57V149L54 150V148H52L51 146H49L46 143H44V141L46 139H44L43 144H42V141L39 140L40 143H41L40 144L38 142L39 145H37L35 142L34 143L32 142V141H36V140L29 139L28 140L29 143L25 141V144L22 143L23 146L21 147L20 142H21V139H24V136H23V134L21 132L19 134V131L20 130L18 129V126L16 125L17 123H15V125L17 127L14 126V122L15 121L12 122L13 120H11V117H9L10 114L9 115L7 114V112L8 113H12L13 110L11 108L9 110H12V111H8V108H6ZM62 104H64V105H62ZM108 104H109V106H107ZM33 105H35V106L33 107ZM60 105H61V107L59 108ZM135 105H133V106H135ZM250 106H251V108L249 109ZM237 107H238V105H237ZM237 107L234 106V108H237ZM166 108L168 109V111H167ZM161 109H162L163 113H161L162 112ZM227 109L232 111V107H231V109H229V108H227ZM233 110H235V109H233ZM5 111H6V113H5ZM255 112H252V113H255ZM33 113L31 112V114H33ZM5 114L8 115L7 117H9L10 120L6 118V115ZM173 114H174V116H172ZM262 115H264V113H262ZM262 115H261V120H264V118H263ZM12 118H13V116H12ZM214 121H216V122H214ZM236 121H238V120H233L232 123L235 124V125L241 126V123H238ZM163 122H165V121H163ZM117 124H119L120 127H123V126L125 127V125L122 126L123 123H121V124L120 123H117ZM243 125H245V124H243ZM14 127H16L17 129L14 128ZM11 130H13V131H11ZM16 130H19V131H16ZM9 134H10L11 137H9ZM176 136H177V138H176ZM180 136L181 137H185V141H184L185 143L184 144H180L179 143L180 140L178 138H180ZM176 139L179 140V141H177ZM256 140L258 142V139H256ZM260 141L261 140H259V142ZM22 142H24V140ZM45 142H47V141H45ZM106 142L109 143V144H106ZM44 144L46 146H48V147L43 146ZM261 144H263V143H261ZM41 145H42V148L44 150L42 148H40ZM68 145L64 146V148L66 150L69 149V146ZM184 145L186 147V150L184 149L185 148ZM7 146H9V147L6 150L5 148ZM11 146H12V148H11ZM100 146H102V148ZM19 147H21V149H23L24 151H22L21 149H19ZM260 147H261V145H260ZM260 147L259 146L256 147V150L259 149ZM9 148H10V150L11 149L13 150L14 148H15L14 150H16V148H17L18 150H21L22 151V154H20L21 153L20 151H19L20 153L17 152V151H15V153H17V155H16L14 153V150L13 151L11 150L12 151L11 152L9 150ZM184 150L186 151L187 156L184 155L185 157L183 156V158L181 157V155L180 156H174L175 152L178 151V152H182L183 153V152H185ZM57 152H58V150H57ZM18 153L21 155L20 157L18 156L19 155ZM224 153H226V154H224ZM22 155L24 157H22ZM13 156L15 157V159H14ZM17 158H19V159L17 160ZM223 159H225V160H223ZM28 160L29 161L32 160V161L29 162ZM41 160L43 162H41ZM57 160H59V161H57ZM47 161L50 162V163H48ZM51 161H52V163H51ZM193 161H195V162H193ZM263 161H264V159H263ZM5 162H6V164H5ZM21 163H25V164L22 165ZM53 163H55V164H53ZM7 164H8V166H7ZM60 164H58V165L60 166ZM2 165H4V166H2ZM24 165L26 166V168L24 167ZM71 165H69V166H71ZM81 166H83V165H81ZM65 167H67V166L65 165ZM24 169L26 171V175L23 173L24 172L23 171ZM29 169H30V171H29ZM53 169H56V170L54 171ZM20 170H22L23 172L20 171ZM8 171H10V172H8ZM28 173L30 174V176H29ZM54 173H58V174L55 175ZM67 173H71V172H68L67 171ZM41 174H44V176L42 175V178H41ZM53 174L55 175V177H54ZM110 174L111 173L109 172V175H108L109 177H111V175H112V174L111 175ZM45 175H48V176H46V178L44 180L43 178L45 177ZM38 179H39V181H38ZM43 180H44V182H43ZM6 181H7V183H6ZM243 184L244 183H242V186H243ZM220 185L226 186L225 184H220ZM224 186H222L223 188L221 186L218 187V190H220L219 192L221 193V194L219 193V195H218L219 198H221V200L218 203L219 205H216L215 203L212 204V207H211V204L208 205L209 206L208 209L206 208L204 210L205 213L206 212L208 213V214L206 213V216H209V219L212 218L211 221L216 220L215 217H217L216 222H218V224H219V231H218V233H220L219 236L222 237V238H227L229 236H232V235L238 234V233L241 234L244 228H245L244 229V232H243L244 235L246 237H247V235H250L251 236L250 239L249 238L247 239V241L246 240L243 241L244 244H241L242 246L244 245L243 246L244 248L242 247L244 253L247 250L245 254H247L248 251H249V253H248L249 255L248 254L245 255L243 252L240 251L243 255L241 253H239V256L241 255L242 258H241V256L240 257L239 256L236 257L237 260H235V261H237V264H242L243 263V260H245L246 262L248 261L249 262V263L247 262L248 264H258V263L259 264H264V244H263L264 243V192H259V193H261V195L257 192L259 194L258 196H260L261 198L258 197L259 199L256 200V202L258 201V203L256 204V205H258V206H256L257 207L256 208L257 210L255 212L256 214L254 213V217H253V215H251V218H248L247 217L248 219H246L247 214L245 212H247V210L243 208L244 205H245L244 204L245 202L241 201V200H243L241 198H242V195L245 192L244 187H246L247 185L245 184V186H243V189H244L243 194H241L242 192H240L241 190L243 191V189H241V188H240L241 190L237 189L238 192H237V190H234L236 192H233V189L230 190L229 187H226V188H229V190H228ZM262 186H264V185H262ZM261 188H263V190H264V187H261ZM50 190L52 191V193H51ZM227 190H228V192H226ZM46 191L49 192V193H46ZM65 191H63V192H65ZM260 191H262V190L260 189ZM49 194H51V195H49ZM53 194H55L57 197L55 198V196ZM71 197L69 199H71ZM243 197H244V195H243ZM245 201L248 202L249 200H245ZM249 203H251V202H249ZM249 203H247V205ZM6 205H8V206H6ZM215 205L218 206V208H215L216 207ZM66 206H72L73 207V209H71L69 207L71 209V211L73 212L72 214H75V216L73 215L74 216L73 218H72V214H71L70 217L67 216L68 218H66V217L63 218L64 216H62L59 219L57 218V219H55L53 221L52 220L51 221L47 220V218L45 216L46 213H50L54 208H57V207L58 208L59 207H63V209L65 210L67 208ZM7 207L9 208V210H8ZM245 208H246V206H245ZM10 209L12 211H10ZM41 209L43 210V212L40 211ZM67 210H68V208H67ZM244 210H246V211H244ZM19 212L24 213V215L21 216V213H20V215H17ZM76 213H78V214H76ZM3 218L4 219L6 218V219L4 220ZM243 218L245 220V221L243 220L245 223L247 222L246 220H249L248 223H246L245 225L243 224V221H242ZM57 220H58L59 223L57 222ZM149 220H151V218ZM55 221H56V223H55ZM181 221H183V220L181 219ZM3 222L2 223L0 222V247L5 250V248L7 246H12L14 244L19 245L17 242H18V240L20 241L19 238L21 236L19 235L20 236L19 238H17L16 236H14V237L12 236V238H11V236L8 235L9 234L8 233L9 231H8V229H6L7 227L4 226L5 224ZM63 222H65V223H63ZM73 222H74V224H73ZM94 222H97V220H93L92 222L83 223V224L84 225L85 224H91L93 226V223ZM155 222L157 224H160V227H161V221L159 223L158 220H155ZM61 223H63V224L61 225ZM54 224H56V225H54ZM95 224L96 223H94V225ZM57 226H56V228H57ZM162 226L164 227L165 224H162ZM241 226H242V229H241ZM47 227L48 228L50 227V228L47 229ZM42 228H43L44 231L42 230ZM26 229L24 230L25 231L24 232L25 234L22 233V237L26 235V233H27L26 232L27 231ZM239 229L242 230V231H240ZM203 230H205V229H203ZM53 232H51V230L49 231L50 234L53 233ZM204 232H206V231H204ZM37 234H38V236H37ZM54 234H55V232H54ZM48 236H50V235H48ZM132 236H133V241H132V245L133 246H131V248H130L131 250L127 249L125 247V245L122 244V243H120L119 245H116V246H114L113 244H108L106 246V249L107 250L105 249V252H107L110 255V256H108L109 259L107 258L108 259L107 260L108 261L107 264H135V262L137 261L138 256L139 257H142L145 261L149 262L150 264H165L166 263L165 262V259H164V257H165V254H164L165 247L164 246L165 245H164L163 241L161 240V238L159 237L158 233H156L155 231H152L151 228H149L147 226H144V228H141L140 230H138L136 232L134 231V233H133ZM256 238H257V240H256ZM13 239H15V240H13ZM15 241H17V242H15ZM8 243H9V245H8ZM2 244L4 246H2ZM225 246L227 248H225ZM228 246L229 245H223L222 246L223 249L222 248L220 249L221 254H222V252H224V254H222V255L223 256L225 255V257L230 256V255H227L228 253L229 254L232 253V252H230V251H232L231 250L232 248L230 246L229 247ZM45 248L42 245H37V246L35 245L33 248H29V250L27 249L26 251H28L27 252L28 254H32V252L36 254V253H40V252H43V251H46V250L49 249L48 246H45ZM211 248H214V247H210V248L208 247L207 250L208 251L209 250L211 251ZM224 248L226 250H228L230 248L227 251L228 253H226V250ZM29 251H31V252H29ZM210 251H209V253H210ZM212 252H214V249H212L211 253ZM254 252H256V253H254ZM252 254L253 255L255 254V256H252ZM257 255L259 257H257ZM259 258H260V260H259ZM55 261L56 260H54L53 262L50 261V262L44 263V264H53Z\"/></svg>",
  "mask_w": 264,
  "mask_h": 264
}]
</instances>
